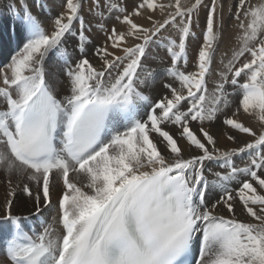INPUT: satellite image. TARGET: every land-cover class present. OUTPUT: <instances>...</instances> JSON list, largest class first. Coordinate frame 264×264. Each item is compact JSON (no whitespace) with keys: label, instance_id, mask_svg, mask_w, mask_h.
Here are the masks:
<instances>
[{"label":"snow or ice","instance_id":"snow-or-ice-1","mask_svg":"<svg viewBox=\"0 0 264 264\" xmlns=\"http://www.w3.org/2000/svg\"><path fill=\"white\" fill-rule=\"evenodd\" d=\"M33 3L4 5L0 264H264V0Z\"/></svg>","mask_w":264,"mask_h":264},{"label":"rangeland","instance_id":"rangeland-1","mask_svg":"<svg viewBox=\"0 0 264 264\" xmlns=\"http://www.w3.org/2000/svg\"><path fill=\"white\" fill-rule=\"evenodd\" d=\"M7 3V0H0V37H3L5 40L7 39V36L9 34V29H10V25L12 23V18L11 15L9 14L8 10L6 7H4V5ZM29 5L32 7V10L34 13L37 14H41L37 12L36 7L34 6V3L32 0H28ZM47 3L49 5H51V10H52V15H55L57 13V11L60 10L61 5H59L58 2H54V0H47ZM54 8V9H53ZM55 10V11H54ZM57 10V11H56ZM103 40V37L99 34H94L93 35V43L94 44H98ZM74 42V41H73ZM190 45V44H189ZM92 46L90 45L88 48V54L89 56L92 55ZM188 69L192 70V62L190 61L188 64ZM5 179L4 175H0V196L1 194H4L5 188L2 187L3 185V180ZM2 182V183H1ZM2 184V185H1ZM1 187L3 189H1ZM0 203L1 202V198H0Z\"/></svg>","mask_w":264,"mask_h":264},{"label":"bare ground","instance_id":"bare-ground-1","mask_svg":"<svg viewBox=\"0 0 264 264\" xmlns=\"http://www.w3.org/2000/svg\"><path fill=\"white\" fill-rule=\"evenodd\" d=\"M33 1V0H32ZM58 2L59 5H62L64 3V0H54V2ZM54 9V8H53ZM55 11V10H54ZM57 11V10H56ZM58 12V11H57ZM53 13V12H52ZM197 37H199V31H197ZM199 43H200V40L199 38L198 39H194V40H189V47H188V53H189V62L193 61L195 59V56H196V51L198 49V46H199ZM221 47H223V45H221ZM92 51V49H91ZM161 55H163V53H161ZM91 57V56H90ZM154 67H162V65H158V64H153ZM189 70V69H188ZM163 89L160 87L159 83L157 84V87L156 89L154 90V92L152 93L153 97L155 99H158L159 98V95L163 93ZM219 127V122H217V125L214 126V131ZM246 139V137H245ZM222 143H227L226 141H222ZM237 163H240V160H237ZM210 167L212 165H209ZM0 175H4L5 174L3 172H0ZM13 179L15 180V178L13 177ZM4 181V180H3ZM2 183V182H1ZM2 185V184H1ZM3 188H5V185L3 183L2 185ZM1 187V189H3ZM3 197H4V194H1L0 198H1V202L3 201ZM14 211H24V212H27L28 208L26 206H23V205H20L18 207H15L13 209ZM237 212L240 213V218L241 219H244V220H247L249 219L246 214H244L243 212H241L240 210V207L238 206L237 207Z\"/></svg>","mask_w":264,"mask_h":264}]
</instances>
